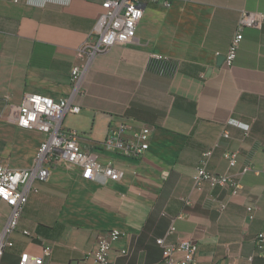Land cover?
Here are the masks:
<instances>
[{"label": "crops", "instance_id": "1", "mask_svg": "<svg viewBox=\"0 0 264 264\" xmlns=\"http://www.w3.org/2000/svg\"><path fill=\"white\" fill-rule=\"evenodd\" d=\"M103 1L0 0V161L31 166L46 133L17 126L9 107L27 92L53 98L71 92L75 50ZM142 2L135 39L94 57L84 94L74 98L80 111L63 120L120 178L87 180L78 166L57 164L29 194L0 264H18L23 250L40 254L42 243L52 247L46 264H91L99 233L111 228L123 232L111 245L112 264H158V238L195 242L196 264H264L254 242L264 232V24L242 29L231 68L217 64L240 12L264 13V0ZM121 123L131 131L151 128L140 158L102 149L109 128ZM204 150L212 152L209 171L241 183L236 193L196 184ZM226 151L238 153L235 166ZM243 165L252 169L241 172ZM22 229L39 238L30 240Z\"/></svg>", "mask_w": 264, "mask_h": 264}, {"label": "built area", "instance_id": "2", "mask_svg": "<svg viewBox=\"0 0 264 264\" xmlns=\"http://www.w3.org/2000/svg\"><path fill=\"white\" fill-rule=\"evenodd\" d=\"M148 1H162L165 5L170 3V0ZM101 8L93 30L75 50L78 63L70 70L71 92L58 98L39 92H27L19 105L9 107L15 114L17 126L44 131L46 138L40 143L31 166L12 168L4 161H0V259L5 250L14 245L12 236L18 229L29 194L38 190L36 182L45 181L50 170L57 164L78 166L81 169L80 176L93 181H114L122 174L114 165L102 166L91 151L82 147L78 133L63 125L66 114H76L80 111V107L74 103V98L84 94L83 77L94 57L107 52L113 46L128 44L135 39L136 27L143 13V2L142 0H104ZM263 24L264 13L245 10L240 12L235 33L224 54V65L228 68L232 67L242 39V29L245 26L260 27ZM223 134L228 136L227 131ZM150 135L149 126L142 125L137 130L131 131L130 126L121 123L117 127L109 128L100 145L107 152L140 158L149 147ZM211 153V150H204L201 154L194 176L196 184L207 183L210 187L227 186L232 193H236L241 187L240 182L229 174L215 173L207 169V160ZM223 156L230 167L235 166L237 152L226 151ZM251 169L249 165H243L241 172ZM174 230V226L171 225L169 232L172 233ZM20 232L30 240L39 238L36 233L27 229H22ZM122 235V230L117 228L101 231L93 249L89 252L91 264H112L108 257L111 245ZM156 242L162 247V258L158 264H196L195 242L180 239L175 243H166L164 238H158ZM254 242L257 251L264 257V232L256 234ZM51 251L52 247L47 243H42L40 254L23 250L19 254L18 264H46L45 257ZM226 264H234V262L229 261Z\"/></svg>", "mask_w": 264, "mask_h": 264}, {"label": "water", "instance_id": "3", "mask_svg": "<svg viewBox=\"0 0 264 264\" xmlns=\"http://www.w3.org/2000/svg\"><path fill=\"white\" fill-rule=\"evenodd\" d=\"M224 60V55H220L217 59V64L220 65Z\"/></svg>", "mask_w": 264, "mask_h": 264}, {"label": "rangeland", "instance_id": "4", "mask_svg": "<svg viewBox=\"0 0 264 264\" xmlns=\"http://www.w3.org/2000/svg\"><path fill=\"white\" fill-rule=\"evenodd\" d=\"M0 227H1V225H0Z\"/></svg>", "mask_w": 264, "mask_h": 264}]
</instances>
